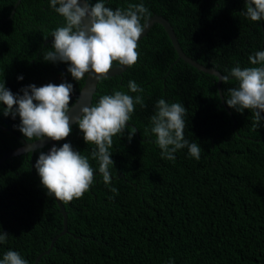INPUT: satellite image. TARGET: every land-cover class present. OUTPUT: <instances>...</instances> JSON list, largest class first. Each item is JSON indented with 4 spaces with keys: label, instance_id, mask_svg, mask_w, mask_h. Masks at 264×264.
I'll return each mask as SVG.
<instances>
[{
    "label": "trees",
    "instance_id": "16d2710c",
    "mask_svg": "<svg viewBox=\"0 0 264 264\" xmlns=\"http://www.w3.org/2000/svg\"><path fill=\"white\" fill-rule=\"evenodd\" d=\"M16 1L0 0V84L21 96L32 84L71 83V106L84 79L74 80L68 63L44 60L64 19L50 0ZM103 2L113 10L143 3L151 15L142 25L162 15L185 54L223 76L237 65L260 66L251 65L249 56L264 51V20L246 17L245 0ZM138 43V62L99 79L91 99L96 105L114 91L143 98L124 133L113 137L111 184L105 185L92 156L96 146L86 144L73 123L70 136L55 147L70 143L87 157L95 180L81 199L61 202L67 230L59 235L62 212L35 168L47 146L0 163V232L8 233L0 260L13 250L28 264H264V119L230 108L226 99L228 89L238 87L235 78L220 82L221 98L217 77L178 58L161 24L153 23ZM129 81L143 92L132 93ZM160 99L186 108L184 137L200 145L199 160L187 147L174 160L162 158L151 133ZM4 111L0 104V157L21 145L20 138L28 141L19 116Z\"/></svg>",
    "mask_w": 264,
    "mask_h": 264
},
{
    "label": "clouds",
    "instance_id": "9594fccd",
    "mask_svg": "<svg viewBox=\"0 0 264 264\" xmlns=\"http://www.w3.org/2000/svg\"><path fill=\"white\" fill-rule=\"evenodd\" d=\"M50 6L65 24L52 32L54 51H48L44 60L68 63L67 71L74 80L80 81L85 75L107 79L115 65L131 68L138 62V42L144 32L141 19L151 15L143 3L116 10L106 7L103 0L92 5L88 0H84L83 5L80 0H50ZM245 7L244 14L251 21L264 20V0H246ZM86 19L87 24L84 23ZM249 61L251 65L260 66L242 69L237 65L221 80L227 84L231 76L238 83V87L228 89L227 105L241 113L253 110L259 121L264 119L261 115L264 113V51L250 55ZM128 87L132 93L143 92L134 81H129ZM72 91L73 85L67 82L47 83L41 87L32 84L22 89L23 95L16 96L3 83L0 84V104L5 106L4 115L19 116V130L28 141H42L45 137L63 141L70 136L71 120L74 119L83 133L84 142L96 146L92 156L98 159L99 173L105 185H109L112 181L110 169L114 164L109 152L113 137L124 133L135 105L144 106L143 98L114 91L111 95L101 96L96 105L82 107L77 117L70 118ZM156 109L151 117V133L156 136L162 158L174 160V153L187 147L190 156L199 160L200 145L189 144L184 137L186 108L180 103L160 99ZM35 168L47 194L64 204L81 199L95 180L88 158L75 151L70 143H63L59 148L54 146L48 154L41 152ZM7 238L8 233L0 232V244L6 243ZM0 264L28 262L19 252L8 250Z\"/></svg>",
    "mask_w": 264,
    "mask_h": 264
},
{
    "label": "water",
    "instance_id": "95a60500",
    "mask_svg": "<svg viewBox=\"0 0 264 264\" xmlns=\"http://www.w3.org/2000/svg\"><path fill=\"white\" fill-rule=\"evenodd\" d=\"M20 0H17L15 5L19 2ZM246 1V0H245ZM81 5H83L84 0H80ZM14 11V9L12 10ZM85 24L88 23V20L86 19L84 21ZM153 23H159L162 25V27L164 28V30L166 31L177 55L178 58H181L184 62L190 64L191 66L195 67L196 69L200 70V71H204L210 74H213L217 77V87L219 90V94L220 97L222 98L221 92H220V82L222 81L221 78L223 77V75L216 70L213 67H208L205 66L204 64L199 63L197 60L191 58L190 56L186 55L185 52L182 50L180 44L178 43L177 37L173 31L172 26L170 25L169 21L163 17L162 15H158V14H153L152 16H150L143 24L144 26V32L142 33V36H145L146 33L148 32V30L150 29V27L153 25ZM140 38V39H141ZM126 69V67H122L120 65H117L113 68V70L108 74L109 76H113L116 74H120L122 73L124 70ZM99 79L94 78V76H88L86 75L84 78V83L81 86L78 94H77V98L75 100V102L70 106V112L68 113V115L70 116V118H75L80 114V109L84 106H89L91 105V99H92V95L95 92L96 89V84L98 82ZM221 102L223 103V100H221ZM75 123V120L72 119L71 120V125ZM21 141V145L7 151L6 153H4L1 157H0V163L4 162L6 159L10 158L11 156L17 155L19 153H23V152H27V151H34L38 148H42L47 146L46 150H45V154H48L51 150L52 147L55 146L56 141H53L47 137L43 138L42 141H25L24 139L20 138ZM56 201V200H55ZM57 205L59 207V210L62 212V216H63V229L62 232L59 234L61 235L62 233H64L67 230V226H66V211L62 205L61 202L56 201ZM57 235L56 237H54V239L51 241L48 249L46 250V252L49 251V249L52 247L53 245V241L59 236ZM38 258V257H37Z\"/></svg>",
    "mask_w": 264,
    "mask_h": 264
},
{
    "label": "bare ground",
    "instance_id": "6f19581e",
    "mask_svg": "<svg viewBox=\"0 0 264 264\" xmlns=\"http://www.w3.org/2000/svg\"><path fill=\"white\" fill-rule=\"evenodd\" d=\"M15 7V6H14ZM179 43V42H178Z\"/></svg>",
    "mask_w": 264,
    "mask_h": 264
}]
</instances>
